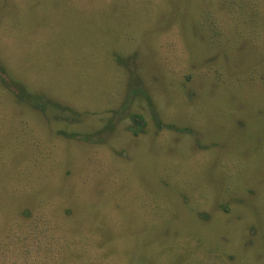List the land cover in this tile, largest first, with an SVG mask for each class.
<instances>
[{
	"label": "rangeland",
	"instance_id": "rangeland-1",
	"mask_svg": "<svg viewBox=\"0 0 264 264\" xmlns=\"http://www.w3.org/2000/svg\"><path fill=\"white\" fill-rule=\"evenodd\" d=\"M0 264H264V0H0Z\"/></svg>",
	"mask_w": 264,
	"mask_h": 264
},
{
	"label": "trees",
	"instance_id": "trees-1",
	"mask_svg": "<svg viewBox=\"0 0 264 264\" xmlns=\"http://www.w3.org/2000/svg\"><path fill=\"white\" fill-rule=\"evenodd\" d=\"M3 81H5V79H3ZM14 94L19 101L28 103V104H30V105H32V106H34V107H36L42 111H44L46 108L53 106L55 104L54 102L47 99L43 95L32 94V93L28 92L24 88V86H22V85H17L16 90L14 91ZM149 105H150V108L153 112L154 120L156 121V123L159 126H162V123H161L160 119L158 118L157 114L155 113L154 107L152 106V103L150 102V100H149ZM122 111L119 113L123 114ZM119 115H121V114H119ZM132 122H133V124L130 126V130L133 134L138 135L140 130H142V128L144 126V119L141 115L134 114L132 116ZM85 138H87L89 140H95V139H93V137H85Z\"/></svg>",
	"mask_w": 264,
	"mask_h": 264
}]
</instances>
